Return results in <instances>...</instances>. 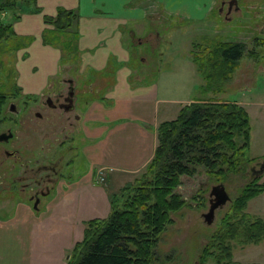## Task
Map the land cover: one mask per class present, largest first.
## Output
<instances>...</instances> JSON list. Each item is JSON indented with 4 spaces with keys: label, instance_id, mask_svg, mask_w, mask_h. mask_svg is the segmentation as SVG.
<instances>
[{
    "label": "crops",
    "instance_id": "obj_1",
    "mask_svg": "<svg viewBox=\"0 0 264 264\" xmlns=\"http://www.w3.org/2000/svg\"><path fill=\"white\" fill-rule=\"evenodd\" d=\"M12 1L10 9L0 12V19L10 21L16 36L31 38L29 44L15 49L18 60L13 83L19 96L42 94L48 87H55L57 78L63 74L61 68L67 73L71 70L67 63L55 61L54 68L46 67L51 56L62 60L63 47L43 40L44 32L74 36L77 63L76 70H71L75 76L71 73L70 79L74 86L76 84L80 98L86 95L88 98L81 116L85 142L79 145L87 168L77 176L54 183L37 207L21 198L13 197L7 202L3 199L0 204V264H68L74 247L84 238L87 223L106 219L112 211L113 198L145 173L157 145L158 125L174 119L183 105L195 100L233 101L247 111L250 119L248 157L258 162V167L251 166L250 172L258 182L264 181V170L255 174L264 159L263 87L257 83L254 87L242 86V93L236 100L184 97L181 101L171 99L170 90L163 87L168 71L147 67L146 55L141 54L143 64L139 72L128 65L132 54L131 46L125 44L128 29L133 45L149 46L154 39L156 47L162 40L160 34H133L140 32L142 26L145 30V25L163 23L165 17L190 22L212 18L217 5L227 0ZM232 7L238 11L237 2ZM60 8L76 14L73 26L63 32L46 21L47 17L56 16ZM222 8L220 6L219 12ZM230 13L227 6L226 15ZM112 62L119 65L117 70L105 73ZM101 72L104 76L99 74ZM142 73L145 75L138 78ZM100 84L107 87L108 106L90 100L94 88ZM172 101L177 104L176 108L169 107ZM8 203L12 207H8ZM245 212L264 220V191L247 202ZM232 253L235 264H264V239L237 245Z\"/></svg>",
    "mask_w": 264,
    "mask_h": 264
},
{
    "label": "rangeland",
    "instance_id": "obj_2",
    "mask_svg": "<svg viewBox=\"0 0 264 264\" xmlns=\"http://www.w3.org/2000/svg\"><path fill=\"white\" fill-rule=\"evenodd\" d=\"M229 1L227 0V3H219L211 16L212 18L207 17L200 22H190L177 17H165L162 20L163 23L145 25L146 31L143 30L144 26H142L140 32L136 31L137 34H133V36H158L157 34H160L162 40L156 47L154 46L156 45V41L151 38L150 42L151 44L153 42L152 46L151 44L149 46L144 45L143 47L133 45L132 40L130 41L128 37V29L125 44L129 47L131 46L130 50L132 53L128 65L139 72L141 69H139V66L143 64L140 62L141 54L146 55L147 60L144 63H146L147 67L165 70V72L168 71L166 73L168 80L166 79L163 82V87L165 90H170L171 94L169 96L171 99L174 97V99H181V101H183L184 97L236 100L242 93V86L249 85L250 87H254L257 83L260 88H264V69H261V67H264V0H235L238 11H234L232 7L231 13L226 15V7ZM220 6L223 8L219 12ZM29 38L5 36L0 39V94L6 93V103L13 101L22 111V114L19 116L12 114L10 111L5 112L6 121L0 120V131H6L10 128L17 136L14 139L13 145L21 150V154L23 155L22 160L32 159V162H29L28 169H25V166L19 165L20 162L16 163V173L14 174H11L8 168V164H11L13 159L4 160L7 165L0 166V204L3 202V199L7 202V199L13 197H15L13 199L21 198L31 201L28 198L37 188L32 180L34 171L37 168L34 162L36 158H39L42 164L49 162L48 160L52 157L56 159L61 156L62 161L58 165V168L62 172V176L58 180L66 179L69 176H77L82 170L87 168L86 159L79 150V145L85 142L81 133L83 129L81 116L87 108V105H85L88 99L87 95L80 98L79 95L81 94H78L79 91L77 89L75 110L61 117L58 116L59 110L50 111L51 114H49L42 107L39 100V98L44 96L43 94L65 90L67 87L66 79L70 78L72 74L75 76L71 71L72 69L76 70L75 64L77 63L76 54L72 51L74 36L56 35L53 37V42L58 46L65 40L68 45H72L70 47L68 45L63 46V58L61 61L58 56V60H56V57L51 56L50 60L48 59L47 61L48 63H46L47 68L49 65L54 68V61L57 64L67 63L71 68L70 72L67 73L66 69L61 68L63 69V74L57 78L55 87H48L42 94H34L32 97H27L30 95L21 97L13 83L16 61L18 60L17 50L15 49L24 43L29 44L31 39ZM256 39L260 40L263 45L257 46ZM233 41L243 42L246 50L242 58L237 62L236 67H234L230 79L224 83V90L222 92H215L213 89H204L205 82L196 70V64L192 61L193 57L196 59L204 58L203 60H205L209 56L210 50H213L220 43ZM56 44L53 43V46H56ZM118 66L112 62L111 67L113 69L108 67L104 72L117 70ZM143 71L147 73L146 70ZM137 72L134 74L139 75ZM99 74L104 76L103 72ZM144 75L142 73L141 76L137 77H143ZM151 81H154V79ZM244 81L247 82L245 83ZM161 82L162 80H159V84ZM106 91V86L103 84L97 85L92 92L90 100H97L108 106L109 100L105 98L107 97L105 96ZM262 98H264V94ZM169 105L170 108L177 107V104L173 103V101ZM35 111L41 112L43 114L42 118L35 117L33 115ZM75 113H78L80 116L78 120H75L73 117L65 119L67 115L73 116ZM48 114L49 119L46 117ZM13 117L16 118L15 121L12 119ZM51 120L57 124H54L55 122L52 123ZM71 121L74 123L73 126L71 125ZM55 137L57 140H55ZM60 142H62V145H60ZM4 144L7 145L6 143ZM72 144L76 148L74 150H66V146L68 148ZM75 152H77V155H75ZM248 155L250 153L246 151V156L248 157ZM255 165L258 167L256 160L244 161L240 172L229 173L227 175L222 183L230 200L215 209L213 222L210 224L205 221L203 214L209 209V193L211 188L219 182L209 176L202 168H199L198 173L194 176L182 175L180 177L181 184L175 189V192L185 199L186 204L181 209L171 212L170 216L173 221L166 226L159 236L155 252L162 259L163 264H200L202 250L209 244L213 232L218 229L222 218L230 211L245 184L254 179L250 171L251 166ZM45 174L46 172H40V176H45ZM150 174L149 171L147 179ZM99 175L103 179L104 176L102 174ZM22 176L28 177L25 181L30 183V186H27L25 191L22 190L21 185L25 181H20ZM13 178H15L16 185L12 191L9 186L12 185L11 180ZM99 181L102 180L99 179ZM50 184L51 182L44 181L42 186L49 187ZM134 185L135 183L126 186L124 190H121V193L130 192L131 186ZM18 191L20 192L18 193ZM42 198L40 197L39 200H42ZM31 202L34 205L36 201ZM7 205L8 207H12L10 203ZM237 245L241 244L232 243V251ZM203 264L216 263L212 259H209Z\"/></svg>",
    "mask_w": 264,
    "mask_h": 264
},
{
    "label": "trees",
    "instance_id": "obj_3",
    "mask_svg": "<svg viewBox=\"0 0 264 264\" xmlns=\"http://www.w3.org/2000/svg\"><path fill=\"white\" fill-rule=\"evenodd\" d=\"M12 2L1 0L0 12L10 9ZM75 17L73 11L60 8L46 21L63 32L73 26ZM5 36L16 35L10 21L0 19V39ZM53 37L45 31L43 40L56 44ZM255 42L263 45L260 40ZM67 45L66 40L61 43L62 47ZM245 50L243 42H223L210 50L205 60L193 57L205 82L204 89L222 91ZM72 51L75 52L73 47ZM6 98V93L0 94V115ZM249 143V115L236 102L195 100L183 105L174 119L158 125L157 145L145 173L130 192L113 198L112 211L106 219L87 223L84 238L74 247L68 264H163L155 252L159 236L172 223L171 212L186 204L175 192L181 184L180 177L194 176L202 168L223 184L229 173L240 172L243 162L252 160L246 156ZM263 191L264 181L254 178L245 184L203 248L200 264L209 259L216 264H235L232 243L264 239V220L245 212L247 202Z\"/></svg>",
    "mask_w": 264,
    "mask_h": 264
},
{
    "label": "flooded vegetation",
    "instance_id": "obj_4",
    "mask_svg": "<svg viewBox=\"0 0 264 264\" xmlns=\"http://www.w3.org/2000/svg\"><path fill=\"white\" fill-rule=\"evenodd\" d=\"M66 83H67V87L65 90H57L54 93L51 92V93L43 94L44 96L42 98H39L40 104H42V107H44L48 111L49 114H51L50 111L59 110L60 112L58 116L61 117L62 115L75 110L76 91H75L74 82L72 79L68 78L66 79ZM6 102L7 101H5L4 105L2 106L1 115L3 114V116L0 117V120H3L4 122L6 121V113L8 111L12 112V114H15L17 116L22 114L21 109L17 107L18 105H16V103H14L13 101H10L8 103ZM49 114L46 116L47 119H49ZM33 115L35 117H40V118H42L43 116V114H41V112L39 111L33 112ZM71 117H73L75 120H78L80 118L79 114L75 113L73 116L67 115L65 119H68V118L70 119ZM12 119H14V121L16 120L15 117H13ZM52 121L53 120H51V122ZM54 124H57V123L55 122ZM71 125L72 126L74 125L72 121H71ZM16 137L17 136L15 135L13 131H11L10 128H8L6 131H0V166H3V165L5 166L6 164L4 161L5 159L12 158L13 161L11 162V164H8V168L10 169L11 174L16 173L15 172L16 163L20 162L19 165L25 166V169H28L29 162L30 163L32 162V159L22 160L23 155L21 154V150L17 146L13 145L14 139ZM72 137H75V136H72ZM55 140H57L56 137H55ZM62 142H60L61 143L60 145H62ZM4 143H6L7 145H5ZM68 148L66 146V150H74L76 147L74 146V144H72V145H69ZM75 155H77V152H75ZM48 161L49 162L41 164L40 163L41 160H39V158H36L34 160V162L37 165V168L34 171V175H33L34 177L32 178V180L34 181L37 188H36V191L29 196V199L33 202L39 201L40 197L47 195L49 191L51 190L50 189L51 186H53V184L58 181L60 176H62V172L58 168V165L62 161V157L59 156L56 159L52 157ZM41 171L46 172L45 176L44 175L40 176ZM27 178L26 176H22V178H20V181L23 182ZM14 179L15 178L11 180L12 185L9 186L11 188L10 190L12 191H13V187L16 185ZM44 181L51 182L50 186L43 187L42 185L44 184ZM21 185H22V190L25 191L26 187L30 186V183L25 181L21 183ZM19 192L20 191H18V193Z\"/></svg>",
    "mask_w": 264,
    "mask_h": 264
},
{
    "label": "water",
    "instance_id": "obj_5",
    "mask_svg": "<svg viewBox=\"0 0 264 264\" xmlns=\"http://www.w3.org/2000/svg\"><path fill=\"white\" fill-rule=\"evenodd\" d=\"M235 0H231L228 2V10H231L233 4H235ZM264 170V162H261L260 168L255 171V174H259ZM209 209L206 213L203 214L205 221L210 224L213 222L215 209L219 206L225 204L228 200H230L229 195L225 190V186L223 184H217L212 186L211 191L209 193ZM37 201L34 202V207H37Z\"/></svg>",
    "mask_w": 264,
    "mask_h": 264
}]
</instances>
